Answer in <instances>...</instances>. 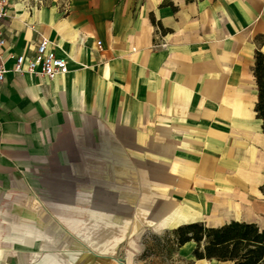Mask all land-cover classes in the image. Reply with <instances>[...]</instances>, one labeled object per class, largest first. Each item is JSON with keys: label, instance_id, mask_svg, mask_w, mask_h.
Returning a JSON list of instances; mask_svg holds the SVG:
<instances>
[{"label": "crops", "instance_id": "1", "mask_svg": "<svg viewBox=\"0 0 264 264\" xmlns=\"http://www.w3.org/2000/svg\"><path fill=\"white\" fill-rule=\"evenodd\" d=\"M0 33V264H93L89 250L194 221L264 225V0H8ZM41 37L68 71L11 70ZM194 246L177 259L228 264Z\"/></svg>", "mask_w": 264, "mask_h": 264}, {"label": "trees", "instance_id": "2", "mask_svg": "<svg viewBox=\"0 0 264 264\" xmlns=\"http://www.w3.org/2000/svg\"><path fill=\"white\" fill-rule=\"evenodd\" d=\"M254 76L258 99L255 103L256 117L261 120L264 134V54L256 50ZM193 241L194 259H209L228 264H264V225L255 222L230 220L219 226H207L202 221L183 223L166 230L162 235L153 234L143 241L139 261L151 255L160 258L159 264H175L180 246ZM179 260V259H178ZM193 260L186 261L192 264Z\"/></svg>", "mask_w": 264, "mask_h": 264}, {"label": "built area", "instance_id": "3", "mask_svg": "<svg viewBox=\"0 0 264 264\" xmlns=\"http://www.w3.org/2000/svg\"><path fill=\"white\" fill-rule=\"evenodd\" d=\"M7 4L8 0H0V21L7 14ZM5 44L6 39L0 33V81H3L5 74L10 70L2 58V50ZM50 44L51 42L47 37H41L32 56L10 53V59L13 62L11 70L16 73L28 72L50 78L57 74L66 73L68 67L65 58L57 57L50 49ZM97 46L101 49V41H97Z\"/></svg>", "mask_w": 264, "mask_h": 264}, {"label": "rangeland", "instance_id": "4", "mask_svg": "<svg viewBox=\"0 0 264 264\" xmlns=\"http://www.w3.org/2000/svg\"><path fill=\"white\" fill-rule=\"evenodd\" d=\"M66 1V0H64ZM260 189L264 193V179L262 181V184L260 185ZM262 219L258 221V223H262L264 221V215H261ZM164 231L160 233H156V235H162ZM154 233L153 232H147L142 236L141 242H139V246L133 247L130 245L129 242H126L124 246L112 253H105L102 251L98 250H89L88 251V257H92L93 259V264H108V260H116L119 264H159L160 258L157 257L156 255H151L149 258H147L146 261H139L137 259L138 255L140 254L142 248H143V241L145 239H150V236H152ZM190 244V243H189ZM189 244L185 245L182 247V251L186 252L188 250ZM181 257H184L186 259H189V256H183L182 254H179ZM175 264H186L182 261H179L176 257L175 259ZM194 264H224V263H218L215 261H210L209 263L205 261H200V262H194Z\"/></svg>", "mask_w": 264, "mask_h": 264}, {"label": "bare ground", "instance_id": "5", "mask_svg": "<svg viewBox=\"0 0 264 264\" xmlns=\"http://www.w3.org/2000/svg\"><path fill=\"white\" fill-rule=\"evenodd\" d=\"M259 167V166H258ZM253 168V167H252ZM257 169H259V168H257ZM252 171V170H251ZM243 177V176H242ZM245 178V177H244ZM258 188V187H257ZM252 193V192H251ZM259 193V192H258ZM256 194V193H255ZM199 202V201H198ZM197 206V205H196Z\"/></svg>", "mask_w": 264, "mask_h": 264}]
</instances>
